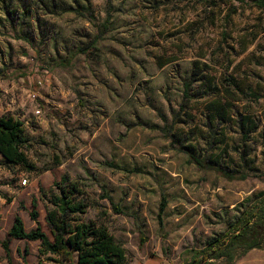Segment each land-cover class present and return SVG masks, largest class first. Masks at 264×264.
Segmentation results:
<instances>
[{
	"label": "rangeland",
	"instance_id": "rangeland-1",
	"mask_svg": "<svg viewBox=\"0 0 264 264\" xmlns=\"http://www.w3.org/2000/svg\"><path fill=\"white\" fill-rule=\"evenodd\" d=\"M55 1L81 14L51 0H0V116L23 122L35 166L0 155V264L63 261L8 232L17 216L27 231L36 226V200L53 240L45 217L64 176L90 204L80 220L105 227L128 264H184L229 229L237 204L264 193V9L250 0ZM194 63L204 81H190ZM245 117L257 128L246 141ZM191 155L247 178L228 181ZM235 264H264V250Z\"/></svg>",
	"mask_w": 264,
	"mask_h": 264
},
{
	"label": "trees",
	"instance_id": "trees-1",
	"mask_svg": "<svg viewBox=\"0 0 264 264\" xmlns=\"http://www.w3.org/2000/svg\"><path fill=\"white\" fill-rule=\"evenodd\" d=\"M210 3L213 0H209ZM217 1H214L216 5ZM224 1V0H223ZM245 1V0H243ZM252 5L264 9V0H250ZM51 5L60 7L63 12L74 11L71 8H63L62 3L51 0ZM47 6V5H46ZM77 14H81L78 9ZM100 36L93 40L92 44L83 53L92 48L95 49ZM191 72V82L204 81L196 63ZM196 65V66H195ZM191 83L185 84L184 98H188ZM214 102L207 104L210 109ZM248 117L242 118L238 124L242 137L246 141L253 130ZM28 140L24 134V124L20 120L10 116H0V155L11 166L21 167L25 171H33L35 166L31 163L23 151ZM193 163L199 167H206L217 171L228 181L245 180L247 173L242 169L226 167L190 156ZM59 189L58 195L53 198V208L47 211L45 221L51 229L53 240L43 231L36 210L37 201L33 200V209L29 216L36 227L27 231L23 220L17 216L8 232L10 239L40 242L41 253L51 254L62 258L60 264H128L126 250L109 231L95 222H83L80 220L85 215L90 204L82 195L76 183L69 184L67 177H62L60 183H55ZM110 200V199H109ZM116 212L121 213L117 208ZM236 215L229 229L215 236L202 250H190L186 252L184 264H208L215 261H225L226 264H235L237 260L252 250H264V193L258 197H250L237 204L234 208ZM8 242H4L8 252ZM75 255L77 261L74 263ZM184 255V256H185Z\"/></svg>",
	"mask_w": 264,
	"mask_h": 264
},
{
	"label": "built area",
	"instance_id": "built-area-1",
	"mask_svg": "<svg viewBox=\"0 0 264 264\" xmlns=\"http://www.w3.org/2000/svg\"><path fill=\"white\" fill-rule=\"evenodd\" d=\"M31 97H32L33 99H35V98H36V95H35V94H32ZM36 113H37V115H40V110H37ZM23 185H26V181L23 182Z\"/></svg>",
	"mask_w": 264,
	"mask_h": 264
},
{
	"label": "crops",
	"instance_id": "crops-1",
	"mask_svg": "<svg viewBox=\"0 0 264 264\" xmlns=\"http://www.w3.org/2000/svg\"><path fill=\"white\" fill-rule=\"evenodd\" d=\"M23 223H24V222H23ZM35 227H36V226H35ZM35 227H34V228H35ZM34 228H33V229H34ZM33 229H32V230H33ZM30 231H31V230H30Z\"/></svg>",
	"mask_w": 264,
	"mask_h": 264
}]
</instances>
